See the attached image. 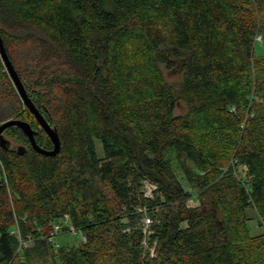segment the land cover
I'll return each instance as SVG.
<instances>
[{
  "label": "trees",
  "instance_id": "obj_1",
  "mask_svg": "<svg viewBox=\"0 0 264 264\" xmlns=\"http://www.w3.org/2000/svg\"><path fill=\"white\" fill-rule=\"evenodd\" d=\"M0 36L60 141L3 132L0 264H264V0H0Z\"/></svg>",
  "mask_w": 264,
  "mask_h": 264
},
{
  "label": "rangeland",
  "instance_id": "obj_2",
  "mask_svg": "<svg viewBox=\"0 0 264 264\" xmlns=\"http://www.w3.org/2000/svg\"><path fill=\"white\" fill-rule=\"evenodd\" d=\"M257 44L255 45V53L257 55L262 54V48H263V40L261 36H257L255 38ZM10 44V48H8V50L10 52H12V54H14L13 56L16 57V53H15V48L14 46ZM18 57H20V55H17ZM163 74H164V78L168 83H172V84H178L181 80V75L172 71H167L162 69ZM0 101L1 102H5V105L7 106H12L14 105V103L17 104V101H20L13 85L12 82L7 74V72L5 71L3 64L0 60ZM22 104V103H21ZM9 106V108H10ZM185 112V107L183 105V103H179L177 109L175 110V114L179 115V114H183ZM2 118V116H1ZM5 120V119H3ZM2 119L0 120V123L3 121ZM94 145H95V151H96V155L97 157L101 158L103 156V152H102V148L100 143L97 140H94ZM146 189V196H150L151 195V187H149L148 185L145 186ZM150 190V192L148 193V191ZM248 214L251 216V220L248 223V228L249 231L252 235H257L261 233V229L258 227V217L255 215L254 212L252 211H248ZM59 224H61V226L63 228H67L69 227V222L68 219L65 220H61L59 221ZM140 227H142L143 229L147 228L148 226H142L141 223ZM14 232L15 229H13ZM82 243V235L80 232H71V231H60L55 233V235L52 238V245L56 247H78L80 246ZM20 244V243H19ZM145 248H148V244L145 243L144 244Z\"/></svg>",
  "mask_w": 264,
  "mask_h": 264
},
{
  "label": "water",
  "instance_id": "obj_3",
  "mask_svg": "<svg viewBox=\"0 0 264 264\" xmlns=\"http://www.w3.org/2000/svg\"><path fill=\"white\" fill-rule=\"evenodd\" d=\"M0 58L1 61L6 69V72L13 84V87L21 100L22 104L25 106V108L29 111V113L34 117L35 121L39 125V127L44 131V133L47 135L49 138L51 144H52V149L51 150H44L41 147H39L36 144L35 141V135L36 132L32 130L30 125L22 120L18 119H9L3 123L0 124V148L3 150H7L10 146L9 142L3 137V132L11 127H16L18 128L27 138L31 148L38 154L46 157H53L56 154H58L59 149H60V141L57 135V132L55 128H52L49 126V124L46 122L44 117L41 115V113L38 111V109L35 107L33 104L32 100L26 93L23 84L21 83V80L16 73L15 69L13 68V65L11 64L4 45H3V40L1 39L0 36ZM17 153L23 154L24 153V148L23 147H18L17 148Z\"/></svg>",
  "mask_w": 264,
  "mask_h": 264
},
{
  "label": "built area",
  "instance_id": "obj_4",
  "mask_svg": "<svg viewBox=\"0 0 264 264\" xmlns=\"http://www.w3.org/2000/svg\"><path fill=\"white\" fill-rule=\"evenodd\" d=\"M150 192V190L148 191V193ZM146 193V192H145ZM65 219H67V217H64L63 218V220H65ZM149 222H150V220L148 219V218H144V220H143V224L146 226H148V224H149ZM62 226H61V224H55L54 226H53V235H55V233H57V232H60V231H62ZM68 231H71V232H75L74 231V229L69 225V227H68ZM52 238H53V236H51V237H49L48 238V240L50 241V242H52ZM82 242H85V238L84 237H82ZM150 252H151V254H152V250H150Z\"/></svg>",
  "mask_w": 264,
  "mask_h": 264
},
{
  "label": "flooded vegetation",
  "instance_id": "obj_5",
  "mask_svg": "<svg viewBox=\"0 0 264 264\" xmlns=\"http://www.w3.org/2000/svg\"><path fill=\"white\" fill-rule=\"evenodd\" d=\"M0 60H1V58H0ZM2 62V61H1ZM3 64V63H2ZM12 64V63H11ZM3 67H4V65H3ZM4 69H5V67H4ZM5 71H6V69H5Z\"/></svg>",
  "mask_w": 264,
  "mask_h": 264
}]
</instances>
